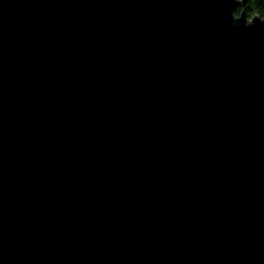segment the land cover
Masks as SVG:
<instances>
[{"label":"water","instance_id":"water-1","mask_svg":"<svg viewBox=\"0 0 264 264\" xmlns=\"http://www.w3.org/2000/svg\"><path fill=\"white\" fill-rule=\"evenodd\" d=\"M231 0H0V264H264V23Z\"/></svg>","mask_w":264,"mask_h":264},{"label":"clouds","instance_id":"clouds-1","mask_svg":"<svg viewBox=\"0 0 264 264\" xmlns=\"http://www.w3.org/2000/svg\"><path fill=\"white\" fill-rule=\"evenodd\" d=\"M231 3L235 5L228 9L231 27H239L241 22L245 28L257 21L264 23V0H231Z\"/></svg>","mask_w":264,"mask_h":264}]
</instances>
